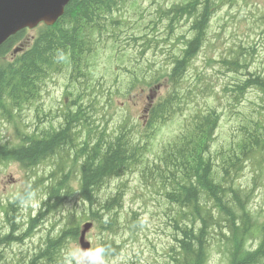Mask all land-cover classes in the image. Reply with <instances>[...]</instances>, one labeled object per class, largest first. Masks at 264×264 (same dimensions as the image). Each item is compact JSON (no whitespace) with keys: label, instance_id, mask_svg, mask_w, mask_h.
<instances>
[{"label":"trees","instance_id":"1","mask_svg":"<svg viewBox=\"0 0 264 264\" xmlns=\"http://www.w3.org/2000/svg\"><path fill=\"white\" fill-rule=\"evenodd\" d=\"M129 1L72 0L56 24L44 25L33 38L26 39L25 32L20 31L4 43L0 48V113L9 121L22 120L21 112L26 106H38L43 84L45 86L53 74L68 72L77 84L71 92V100L65 98L61 109L53 110L55 120L50 126L19 132L20 145L0 142V162L18 160L29 167L43 157H56L54 174L48 172L47 183L44 178V194L48 199L44 205L50 211L62 205L63 199L73 191L65 163L81 158L80 196L87 201L78 204L82 208L85 205L82 213L104 233H117L124 227L119 213L123 196L120 192L112 197L103 196L102 189L111 178H120L140 166L143 177L161 187V200L173 211L165 222L173 231L174 241L169 245L172 264H205L209 241L214 235L228 247L229 264H264V220L260 221L259 214L248 207L249 190L233 187L230 180L231 173L243 171L249 162L264 173V69L250 68L251 56L256 51L254 46L239 44L220 60L226 69L237 74L235 81L224 88L226 96L244 103L252 88L258 92L255 99L236 114L240 124L233 142L227 148L214 150L215 132L223 113L216 105H209L187 112L190 113L186 117L187 131L182 130L166 144L157 161L149 162L144 158L152 127L192 109L189 102L198 90H210L202 71H197L196 78L189 81V67L208 41L206 33L214 5L230 4L234 0L159 2L155 9L158 17L152 19L151 28L159 27L166 20L165 33L160 37L146 34L141 45L142 49H157L165 56L166 65L158 69L150 66V72L145 68L136 72L128 69L131 78L128 92L138 82L148 87L164 85L166 89L148 104L149 119L143 132L127 120L112 130L105 126L100 119L105 108L101 109L96 95L94 98L85 95L79 87L84 77H88L86 56L109 28L119 23L116 11ZM187 18L191 22L190 34L180 31L181 22ZM175 42L178 45L174 48ZM18 46L23 50L14 54ZM43 112L45 119L50 111L40 107L37 116L41 117ZM83 122L87 129L95 122L96 143L88 142L77 148L72 132ZM55 124L59 125L53 126ZM138 132L141 137L135 139ZM17 211L15 206L7 211L14 227ZM134 215L132 220L135 221L137 213ZM76 225L57 232L48 231L44 248L41 246L33 259L44 257L46 264H62L66 243L79 236L80 229ZM251 235L256 237V246H247L246 239ZM2 237L0 244L16 238L14 233ZM115 242L110 237L100 240V244L106 245V253L118 251ZM3 247L0 246V261Z\"/></svg>","mask_w":264,"mask_h":264},{"label":"rangeland","instance_id":"2","mask_svg":"<svg viewBox=\"0 0 264 264\" xmlns=\"http://www.w3.org/2000/svg\"><path fill=\"white\" fill-rule=\"evenodd\" d=\"M161 1L164 0H131L123 5V8L115 14L119 23L111 26L106 32L109 35L105 34L95 45V49L86 56L88 77H84V82L79 84V87L85 95L92 98L96 95V100L102 106L101 109L105 108V117L108 118L110 127H116L126 119L141 130L140 125L147 124L149 119L148 104L166 90L164 85L155 84L148 87L146 83L138 82L129 92L127 91L131 80L128 69L136 72L145 68L146 72H150V66L158 69L166 65L165 56H162L157 49L152 47L142 49L141 45L146 34L153 33L151 36L160 37L165 33V24L168 23L166 20L159 27L156 25L151 28L152 19L158 17L155 9ZM190 26V19L187 18L181 22L180 31H188L190 34ZM40 30L41 28L31 30L27 35L34 37ZM206 34L208 41L191 62L188 79L191 82L196 78L197 71H202L211 88L208 91L198 90L194 94L189 102V106L193 108L189 111H183L184 114L178 113L165 123L152 127V136L147 145L149 149L145 154L149 162L157 161L165 144L172 142L182 130L187 131L186 117L191 113L190 111L205 109L209 105H216L223 113L220 125L215 132L213 147L215 150L227 148L235 139L240 124L236 114L244 110L245 105L255 99L258 94L252 88L248 92L249 97L244 99V103L233 101L230 96H226L224 88L235 81L237 74L226 69L220 60L229 55L239 44L251 45L256 48V51L251 56L252 67L250 68L264 69V0H234L230 4L224 2L214 5ZM141 35L143 37H140ZM130 37H133L134 41ZM173 41H175L174 38ZM173 44L174 48L178 45L177 42ZM166 72L167 69L163 71L164 74ZM69 76L71 75L68 72L53 74L46 85L43 84L38 106L30 104L23 108L22 120L18 119L14 123L0 115V141L3 143L10 141L11 145H20L19 132H31L44 125V112L41 113V117L37 116L40 107L44 109L46 106L48 109L58 110L61 109L65 98L71 100V92L75 91L77 83ZM187 112L190 113L187 114ZM44 168H50L49 161L44 162ZM257 172V166L249 162L243 171L231 173L230 180L233 187L248 189L247 196L251 192L247 205L253 212L261 214L264 212V174L257 177ZM29 173L30 171L24 169L15 160L0 162L1 225L5 223L9 225L8 228L10 227L8 218L7 223L5 222V211L10 209V201L17 202L15 197L24 190L25 184L30 183L32 188L34 183L28 182ZM121 181L125 182V186L122 191L123 205L120 208V215L125 225L117 234H111L120 244L119 252L108 255L106 264H167L168 246L174 239L172 229L166 226L165 222L168 216L173 215V211L169 209L166 201L161 200L159 187L146 184L141 174V167L125 174L123 178L109 180L106 190L103 191L104 194H114ZM74 184L78 187L76 182ZM33 191L36 193L37 207L25 209L18 203L14 205L19 207V213L22 214L16 221L21 227L18 237L24 236L31 224L34 225L29 234L23 237L22 242L7 245L3 249V258H9L7 264H19L24 259H31L35 247L44 239L49 229H63L69 225L72 209L79 212L86 210V207L82 208L78 204L77 197L72 193L68 196L64 207L50 211L45 209L48 213H45L36 223L35 221L32 223L34 214L37 215L42 211L41 200L44 196L40 186ZM135 212L138 218L135 220L136 224L132 220L136 216ZM263 219V215L259 217L260 221ZM128 226H132L133 229H129ZM106 235V232L103 233L95 226L87 232V238L91 241L92 247L98 245L101 238ZM75 241L70 242L68 247L79 244V241ZM254 242L255 239L252 238L249 245L255 244ZM228 261L229 252L226 245L217 238L213 239L205 264H228Z\"/></svg>","mask_w":264,"mask_h":264},{"label":"water","instance_id":"3","mask_svg":"<svg viewBox=\"0 0 264 264\" xmlns=\"http://www.w3.org/2000/svg\"><path fill=\"white\" fill-rule=\"evenodd\" d=\"M72 0H0V47L14 34L26 27L34 28L40 22L54 24L66 11ZM81 238L83 248H89L85 233Z\"/></svg>","mask_w":264,"mask_h":264},{"label":"clouds","instance_id":"4","mask_svg":"<svg viewBox=\"0 0 264 264\" xmlns=\"http://www.w3.org/2000/svg\"><path fill=\"white\" fill-rule=\"evenodd\" d=\"M21 208L37 207L36 193L31 184H25L24 190L15 197ZM106 245L83 248L79 244L72 245L62 253V264H106Z\"/></svg>","mask_w":264,"mask_h":264}]
</instances>
